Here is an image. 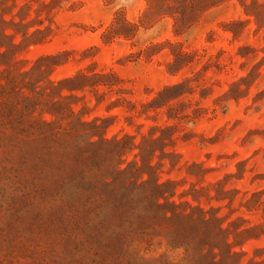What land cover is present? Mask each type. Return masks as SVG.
<instances>
[{"label":"rangeland","instance_id":"374dc122","mask_svg":"<svg viewBox=\"0 0 264 264\" xmlns=\"http://www.w3.org/2000/svg\"><path fill=\"white\" fill-rule=\"evenodd\" d=\"M11 14L17 48L0 76V264H264V27L235 1L19 0ZM78 73L84 89L52 97L60 118L44 126L51 99L35 92ZM32 79L35 92L21 85ZM125 137L163 142L151 164L173 185L172 224L222 239L228 229L230 242L243 233L238 256L213 258L204 247L192 260L168 246V222L137 229L148 205L130 186L115 195L123 211L110 212L103 200L122 179L103 177L107 164L93 160Z\"/></svg>","mask_w":264,"mask_h":264},{"label":"trees","instance_id":"16d2710c","mask_svg":"<svg viewBox=\"0 0 264 264\" xmlns=\"http://www.w3.org/2000/svg\"><path fill=\"white\" fill-rule=\"evenodd\" d=\"M18 1L19 0H0V76L10 75V71L6 67H8L9 65L13 50L17 48V45L13 43L15 35H9L6 32V27L10 24V21L5 20V16L10 15L11 20L13 19L11 9L18 4ZM165 1H171L172 3L184 5L187 0ZM193 1L195 6L198 7H205L207 5H219L235 1L240 5L245 16H247L248 18L252 17L255 24L259 28L264 27V0ZM19 26L22 27L23 25ZM125 27L133 28V26L129 24H126ZM105 36L106 35H104V37ZM30 74L31 71L23 72L17 74V76L13 77V79L12 77H7V79L10 82L12 81L13 83L15 82L16 78L24 79ZM87 80L88 77H86L82 73H78L73 77L62 79L59 82L47 81L49 93L46 92V87H42L41 91L35 92L38 87L39 80L32 79L28 83H25L23 81L21 82V85L23 86V88L33 90L35 94L46 95L51 99V102L48 104L50 108L42 112V114H48L54 118V120L52 121H45L42 123L44 126L49 127L56 124L55 122L60 118L58 114L59 112L57 110L60 105L57 102H53L52 97L57 95L60 98H63V91H67L70 94L74 91H82L85 87L82 85ZM175 88L177 87L166 88L163 92L171 91ZM163 92L159 95L163 94ZM69 97L72 96L70 95ZM106 144L108 145L107 159L105 160V158H102L99 160H93V162L96 164H107L103 165L107 166V169L101 174L103 177L107 178L110 176L112 177L113 181L122 179L121 185L119 187L121 191H117L112 188L109 190V195H107V197L103 200L110 212L115 209H117L118 211H123V209L126 207V202L122 200V197L116 198L115 195L118 194V192H127L128 186H130L131 190H139L141 193H143L142 198L148 205V207L145 208L146 210L144 211V215H138L139 222L137 225V229L143 230L150 227L155 228V225L159 224L158 220L168 222L169 226L161 228V231L164 232V239L166 240L168 246L173 249L184 247L185 252L191 254L192 260H194L193 256H199L204 247L209 248V252L213 258L225 255V258L227 260H230L231 257L238 256V253L233 252V249L238 246L237 238L240 237L243 233H233V241L230 242L228 236L231 235V232L228 229L227 236L225 237V239H222L217 235H215V237H210L205 233H193L187 229H178L172 224L173 218L178 217V215H176L174 212V209L178 205L175 204V202L171 201L174 195V192L172 190L173 185L170 181L161 182L158 174L156 173L155 167L151 164V159L156 155V149H159L160 155L162 157L163 155H165L162 152L164 144L159 137L156 139L142 138V140L138 144L135 143L133 137H125L121 140L114 139L113 141L106 142ZM154 146H157L159 148H154ZM126 154L132 156V160L127 163L125 160H122V157ZM121 164H126L125 168H121ZM157 165H160V163H157ZM110 186L113 185L106 184L107 188H111ZM160 200L163 201L162 204H160ZM132 202V199L129 200V203ZM188 207L190 206L188 205ZM168 212L171 214L170 217L167 216ZM180 217L184 218L183 216ZM201 222L203 224H209L211 220L206 221L203 217L201 219ZM219 232L221 233L222 231L219 230ZM215 249H218L219 253H215Z\"/></svg>","mask_w":264,"mask_h":264}]
</instances>
